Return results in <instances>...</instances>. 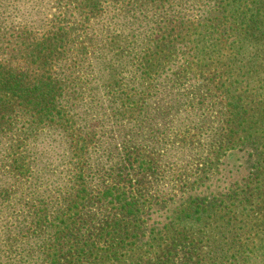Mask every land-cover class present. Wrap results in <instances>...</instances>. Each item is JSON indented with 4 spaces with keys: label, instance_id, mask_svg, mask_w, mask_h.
I'll use <instances>...</instances> for the list:
<instances>
[{
    "label": "rangeland",
    "instance_id": "374dc122",
    "mask_svg": "<svg viewBox=\"0 0 264 264\" xmlns=\"http://www.w3.org/2000/svg\"><path fill=\"white\" fill-rule=\"evenodd\" d=\"M252 1L114 0L90 9L84 0H0V70H16L29 88L47 78L59 87L48 118L0 98V264H41L24 258L37 242L46 256L73 252H63L71 230L92 243L93 223L114 205H80L83 221L64 231L62 194L86 185L95 196L113 184L146 201L145 238L164 233L167 212L186 197L197 200L202 224L192 232L203 251L189 264H264V201L251 200L264 199V146L226 138V90L264 110V36L243 22ZM48 43H58L51 56Z\"/></svg>",
    "mask_w": 264,
    "mask_h": 264
},
{
    "label": "trees",
    "instance_id": "16d2710c",
    "mask_svg": "<svg viewBox=\"0 0 264 264\" xmlns=\"http://www.w3.org/2000/svg\"><path fill=\"white\" fill-rule=\"evenodd\" d=\"M76 1L82 3L83 0ZM103 1L114 0H84V3L91 9L97 8ZM252 2L251 13L243 21L244 27L248 34L255 35L261 32L256 36L260 40L264 36V31L261 28L264 27V0H253ZM63 41L64 38L61 37L57 42L62 43ZM57 44H47L45 49L48 56L57 52ZM257 48L258 46L250 49V51H255ZM24 80L25 77L18 75L16 70L10 69L5 72L0 70V98L15 96L21 101L39 108L41 118H48L51 112L55 110L58 84L53 79L47 78L35 82L33 87L29 88V83ZM225 93V100L231 108V117L227 122L229 131L226 138L228 141L234 143L241 140L242 143L250 144L261 142L264 146V110H248L242 94L236 95L232 89L226 90ZM0 106L3 105L0 103ZM4 107L6 106L4 105ZM250 112L259 117L254 120ZM60 113L61 111H58V114ZM113 174V172L110 173V179L115 183L119 181V176L114 177ZM48 187L42 191L33 192V197L35 194L40 195L48 191ZM131 190L135 189L132 188ZM262 190H264V186ZM93 193L94 189L86 185L70 187L62 194L68 200L65 203L68 204V207L61 213L58 210L60 214L58 218L63 219L61 225L65 231L72 225L83 221L82 215L79 213L80 205L91 203L93 207H96L98 203H102V208L110 204L114 205L115 211L113 213L103 212L99 225L98 221L93 223V227L89 231L91 234L94 231L92 243L84 241L86 237L84 234L72 235L71 230L64 234L69 238L71 246L63 252H68L70 249H73V252L63 255L52 249L53 251L46 256V251H43L37 242L35 245L36 252L33 255L29 253L28 257L25 254L24 258L28 261L33 257L37 260L40 259L41 264H60L65 260L71 264L73 261H71L70 256L75 258L77 264H95L94 261L98 257L103 261L102 264H189L192 258L199 259L202 257V241H198L199 235L192 232L196 224L200 223V226L202 224V211L196 209L199 208V204L197 207L191 205V202L194 203L197 200L190 202V197H186L181 208L167 212L166 216L169 218V223L164 227L165 232L160 231L152 237L145 238L146 235L142 226L149 215L141 207H144L146 201L128 195L116 184L105 191L98 192L95 196H92ZM251 200L253 204L264 201V199L260 200L257 197L256 192L251 196ZM236 210L238 208H231V212ZM98 243L102 245L96 246ZM219 252L224 253L222 248Z\"/></svg>",
    "mask_w": 264,
    "mask_h": 264
}]
</instances>
